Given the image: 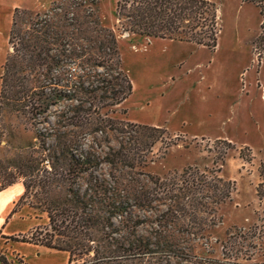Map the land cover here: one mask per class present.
<instances>
[{"label": "trees", "instance_id": "trees-1", "mask_svg": "<svg viewBox=\"0 0 264 264\" xmlns=\"http://www.w3.org/2000/svg\"><path fill=\"white\" fill-rule=\"evenodd\" d=\"M115 11L124 32L209 50L217 46V8L210 1L116 0ZM18 14L15 9L7 39L15 48L11 47L1 67L0 128L2 112L8 109L30 123L41 118L38 123L48 125V133L36 128L37 144L16 152L7 164L0 160V191L17 182L23 187L10 216L27 205L38 221L29 239L1 232L0 238L64 252L66 264H160L183 259L187 255L174 243V234L203 232L218 208L231 200L235 182L222 179L219 170L187 168L168 180L153 178L155 188L148 194L130 193L127 185L118 188L120 180L114 186L86 182L83 188L76 179L93 172L96 165L83 150L87 136L115 133L125 137L116 150L106 153L104 161L130 170L146 166V156L156 143L165 141L166 150L174 142L165 128L116 123L108 117L128 99L132 86L121 69L115 35L101 25L98 16L88 12L80 21L77 13L62 26H50L46 18L33 30L37 36L31 40L17 29ZM261 15L264 20L262 10ZM46 26L53 30L45 34ZM41 68L43 73H38L46 78L42 84L35 78L36 69ZM54 72H60L56 79ZM62 100L78 105L67 107L68 117L57 116L55 126L77 131L59 132L44 117ZM3 133L0 129V138ZM157 202L166 205V210L154 219L136 215L155 209ZM145 224L155 227L153 240L135 237L137 228ZM0 264L13 263L0 252Z\"/></svg>", "mask_w": 264, "mask_h": 264}, {"label": "rangeland", "instance_id": "rangeland-1", "mask_svg": "<svg viewBox=\"0 0 264 264\" xmlns=\"http://www.w3.org/2000/svg\"><path fill=\"white\" fill-rule=\"evenodd\" d=\"M207 1L217 8L220 28L214 50L124 32L117 20L116 0H0V62L15 48V43L2 44L15 9L20 14L17 29L31 40L37 36L33 30L46 18L50 26H62L77 13L83 21L80 16L93 12L104 28L112 29L121 69L132 86L128 99L108 117L116 123L165 128L174 145L165 150V141L156 143L146 156V166L130 170L104 161L106 153L116 150L125 137L87 136L83 150L96 165L76 181L84 188L86 182L114 186L120 180L118 188L127 185L130 193L148 194L155 188L153 178L168 180L187 168L219 170L218 176L235 182L231 200L218 208L203 232L174 234V243L187 256L160 264H264V0ZM45 13L49 16L44 17ZM52 28L43 30L46 34ZM43 71L31 72L40 84L46 79L38 73ZM58 73L52 77L56 79ZM74 105L78 103L62 100L44 117L59 132L67 133L74 129L55 126L56 117H68L67 107ZM1 122L0 160L5 164L16 152L37 144L36 128L48 133V125L38 123L41 118L32 124L8 109L3 110ZM22 193L21 184L0 191V220L8 225V235L29 239L38 224L33 211L25 205L10 216ZM153 207L136 215L152 220L166 210L160 202ZM153 229L145 224L137 228L135 237L153 240ZM0 252L13 264H66L68 260L64 252L2 238Z\"/></svg>", "mask_w": 264, "mask_h": 264}, {"label": "crops", "instance_id": "crops-1", "mask_svg": "<svg viewBox=\"0 0 264 264\" xmlns=\"http://www.w3.org/2000/svg\"><path fill=\"white\" fill-rule=\"evenodd\" d=\"M11 19H12V17H11ZM11 19H10V23H11ZM8 33H9V31H8V29H7V31L5 32V35H3V36H5V37H3V40H2V44H4L5 43V41L7 42V39H8ZM1 36V35H0ZM3 51V50H2ZM3 64V62H2V60H1V62H0V65H2ZM1 69V68H0ZM14 185H19L20 186V183H16V184H14ZM11 187V186H10ZM10 187H8V188H10ZM16 196H14V195H12V200H16ZM4 222H3V220H0V230L2 231L1 233L3 234V235H5V236H7V237H10V235H8L7 234V224H4Z\"/></svg>", "mask_w": 264, "mask_h": 264}]
</instances>
